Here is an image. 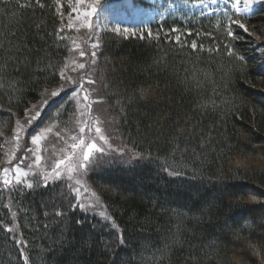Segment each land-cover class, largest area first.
Instances as JSON below:
<instances>
[{
    "label": "trees",
    "instance_id": "obj_1",
    "mask_svg": "<svg viewBox=\"0 0 264 264\" xmlns=\"http://www.w3.org/2000/svg\"><path fill=\"white\" fill-rule=\"evenodd\" d=\"M73 2L59 0L58 12L56 0H0V124L7 123L0 144L40 93L61 83L66 60L89 59L58 38L63 27L59 35L74 39L64 22ZM219 20L226 23L222 12L200 16L176 5L163 21L146 25L152 37L146 30L143 39L139 32L93 35L100 44L89 72L95 83L85 85L101 101L111 140L143 158L112 156L109 163L106 157L87 171L86 184L109 220L79 206L72 210L77 200L67 182L16 193L12 201L0 194V221L13 223L10 204L16 236L27 244L16 246L0 226V264H24V256L29 264H264V64L254 36L256 27L264 28V6L242 20L248 32L232 26L242 37L232 41L234 51L244 61L227 54ZM173 27L180 31L170 32ZM83 47L90 54V45ZM55 99L41 127L61 114L55 130L66 132L75 106L65 93ZM8 147L0 148V167ZM44 147L50 156L57 146L46 140ZM165 163L181 175L169 176Z\"/></svg>",
    "mask_w": 264,
    "mask_h": 264
},
{
    "label": "snow or ice",
    "instance_id": "obj_2",
    "mask_svg": "<svg viewBox=\"0 0 264 264\" xmlns=\"http://www.w3.org/2000/svg\"><path fill=\"white\" fill-rule=\"evenodd\" d=\"M7 2V0H5ZM149 3L152 0H148ZM218 0H211L212 4H217ZM39 3V0H37ZM57 11H60L62 5L59 0H56ZM107 0H74V5L71 7L68 13V23L67 29L71 32L74 27L76 31L81 28H86L89 30L91 35H99L101 32L110 31L117 35H123L125 38L128 35H136L137 32L140 33V38L143 39V33L146 30L149 37L153 36V32L150 27L145 26V28L131 29L128 27H119L116 24H110L108 16L101 11V8ZM225 9L221 10L223 17L226 19L218 21V26H222V35L227 39L224 41V47L227 50L229 56H235L237 60L244 61V57L239 55L234 51L232 41L237 38H242L233 30V25L238 26L244 32H248V28L242 20H247L251 15L255 14L256 6H264V0H224ZM230 5V8L228 7ZM20 7H28V4H20ZM44 7L43 4L39 5ZM125 7L130 12L140 11L135 7L131 0H128ZM172 5L167 6L166 11L172 12ZM185 7L189 8H202L206 7L201 3H193L192 0H185ZM234 12V15L231 14ZM74 14V15H73ZM211 14V13H209ZM64 13H61L63 16ZM160 20L165 19V13H158ZM200 16L204 15L203 11L199 12ZM64 28L58 29V38L60 40L69 39L71 41V47L68 49L69 52L78 51V55L81 59L88 56L89 59L85 62H78L75 58L71 61L64 63L62 67L59 68V78L61 83L54 89L48 90L45 88L40 93V99L36 104H33L30 108H26L24 112V119H16L15 127L13 129V135L10 139L4 141L0 144V148H3L5 144L9 145L7 151L5 152L6 160L5 163L11 165V167H0V194L5 192L8 193L9 201H12L14 194L19 193L24 195L26 192H30L35 187H49V182L56 183L62 180L69 181V189L73 192L79 193L81 189L88 191L85 188L82 177L87 171L94 167L101 166L105 162V158L108 157V162H113L111 157L113 154L116 156L124 157L129 153H132L129 157L130 160L142 159L140 153L132 152V149L125 147H120L110 143L111 136L107 134L106 129L103 127V122L93 117L92 115V105L101 102L98 98L92 97V92L94 89H89L85 87V84L92 85L95 83L93 79L90 78L89 72L91 71V65L96 64L97 49H99V42H92L91 35L85 40V44H90L92 51H87L86 48L82 47L76 39L71 37H65L59 35V33L64 32ZM173 33H178L180 30L173 27L169 30ZM188 34L191 35L192 32L189 30ZM251 35V33H249ZM167 38L168 33H165ZM157 39H159V33H156ZM176 42H180V35L175 37ZM259 39V37H257ZM191 47L193 50L197 49V42L192 41ZM200 49L203 50V45H200ZM212 49H209L211 51ZM258 51L264 56V46H260ZM246 63V61H245ZM264 63V61H262ZM87 66V67H86ZM72 72H77L78 70H85L81 72L78 77H73L68 74V69ZM48 70L52 72L53 75L56 74V66L49 63ZM3 71V67L0 66V72ZM3 85H0L2 87ZM61 93L68 95L69 99H74L75 103L81 107L77 108L79 116L77 118L78 133L75 131H70L67 138L61 135V130L55 131V136L65 141V148H61L60 152L62 155H56L55 159L52 156H46L47 148L44 147L43 141L48 139V134L52 133L54 129H57L56 122H49L47 125L41 127L43 124L42 113L46 107H51L59 103L55 98L61 96ZM63 99V98H62ZM61 107H64L61 104ZM66 110V108H65ZM11 111V109H8ZM59 111V109L57 110ZM12 116H15V112H11ZM40 121L38 124L37 121ZM34 126V127H33ZM7 127V123L0 124V129ZM32 128L31 132L28 129ZM3 132L0 131V136ZM30 137V145L24 143V137ZM71 149V151H68ZM20 153L17 156V153ZM55 155V154H53ZM15 161V163H13ZM169 176H179L181 173L175 171L171 166L166 163L162 169ZM76 185L78 187H73ZM94 195V193H93ZM77 203L70 206L72 210H75L79 206L82 210L85 209V204L80 201L79 195L76 197ZM92 205L89 204L88 207ZM9 209L11 217L13 219L12 224H4L0 221V226L3 227L5 233L10 234L8 237L15 242L16 246L24 244L27 247L26 242L20 240L16 236L18 223L15 218L17 217V212L12 211L10 204L5 205ZM47 215V213H45ZM63 213L59 210L55 212L56 217H61ZM101 215H104L103 213ZM110 219V217H106ZM81 221H77V224ZM47 227V225H46ZM113 227H116L113 225ZM121 245L125 243L122 235L119 238ZM21 255H24L23 252ZM24 264H29L27 256H24Z\"/></svg>",
    "mask_w": 264,
    "mask_h": 264
},
{
    "label": "rangeland",
    "instance_id": "obj_3",
    "mask_svg": "<svg viewBox=\"0 0 264 264\" xmlns=\"http://www.w3.org/2000/svg\"><path fill=\"white\" fill-rule=\"evenodd\" d=\"M127 2H128V0H122V1H116V0L114 1L113 0V1H107V3L102 6L101 11L104 12L108 16V20H109L110 24H116L117 26L122 27V28L123 27H128L131 29L145 28V26L148 23H151V22L156 21V20L160 21V17L158 15V13H161V12L165 13V18H167L171 14V13L166 11L167 6L169 5L167 0H152L151 3H149L148 0H131V3L135 7L140 9V11H137V12L128 11L127 8L125 7ZM142 2L147 3L148 5L153 6V7L152 8L151 7H144L141 5ZM194 3H201L202 5H205L206 7H202L199 9H197V8H192V9L195 12L203 11L204 14L208 15V16L218 15L219 13L222 12L221 10L225 9V7H226L224 4V0H218L217 4H212L211 0H197ZM73 5H74V2L72 3V6ZM171 5L173 6L172 7V11H173V9L175 8L176 5H185V4L176 3L174 1H172ZM241 6H242V0H241ZM228 7L230 8V5ZM256 7H258V6H256ZM70 10H71V8H70ZM70 10H69V12H70ZM209 13H211V14H209ZM64 22H65V27L67 29L68 14H66V16H64ZM81 29H82L81 32L76 31L75 27L73 30L75 31L74 39H76L77 42L80 43L81 46L83 47V45H86L85 40L88 39V37L91 35V33H89V30L86 28H81ZM254 31H256L254 33V36L256 37V39H257V37H259V39L256 40V43L260 46H264V28L263 27L260 28L258 26L255 28ZM91 41L92 42L95 41L93 38V35H91ZM87 45H90V44H87ZM90 49H91V46H90ZM258 53H259L260 60L264 61V56H262V54L260 52H258ZM78 62H80V60H78ZM262 64H264V63H262ZM83 71L84 70H78L77 72H83ZM77 72H72L70 68L68 70V74L71 76H74V74H76ZM85 87L92 89L86 85H85ZM93 98L95 99V97H93ZM72 101L74 103L76 112L74 113V115L71 118L72 120L70 123V126H71L70 129L66 132H61V135L65 136V138H67L68 133L70 131H75L77 134H79L78 133V124H77V118L79 116V113L77 112V108L81 107V109H82V105L78 106L75 103L74 99H72ZM92 115H93V117L98 118L103 122V127L106 129L107 134L110 135V133H109L110 124L107 123V121L105 120L104 110L102 107L98 106V103H95L92 105ZM60 116H61V114L57 115V117H55L54 122H56L57 126H59L58 125V120H59L58 118H60ZM55 131L56 130L54 129V131L52 133H49L48 139H47L48 143L51 142L57 146L56 148H54V152L52 153V155H50V156H52L53 159H55L56 155H62L63 153L60 152V149L66 147L65 141L60 140L55 136ZM45 141H43V145H44ZM24 143L30 145V139H29V141L24 140ZM110 143L117 145V146H120V147H123L121 145V141L118 138H115L113 141L110 140ZM68 151H71V149H68ZM53 154H55V155H53ZM131 154L132 153H129L128 155H126L124 157L116 156L115 154H113L112 156H114V157H112V159L118 160V161H123L125 158H129ZM19 155H20V153L18 152L17 156H19ZM5 160L2 164V167H11V165H8L5 163ZM13 163H15V161H13ZM86 174H87V172H86ZM86 174L83 175L82 182H83L85 188L88 189V191H84V189H81L79 193L73 192V194L75 195V197H77V195H79L80 201L83 202L86 206L84 209L85 211L90 212V213L92 212L93 214H97L98 216H100V218L106 220L107 219L106 217H108V216L105 214V211L103 210L99 199L93 195L92 190L86 184V181H85ZM61 182L70 183L67 180H62V181H59L56 183H61ZM51 183L52 182H49V184H51ZM73 187H78V186L73 185ZM89 204H91L92 206L88 207ZM102 213L104 215H101Z\"/></svg>",
    "mask_w": 264,
    "mask_h": 264
}]
</instances>
